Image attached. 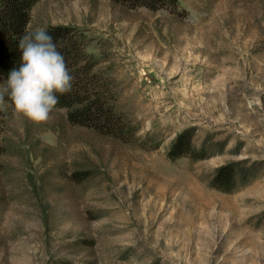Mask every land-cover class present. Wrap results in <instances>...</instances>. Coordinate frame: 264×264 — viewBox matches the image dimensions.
Returning a JSON list of instances; mask_svg holds the SVG:
<instances>
[{"label": "rangeland", "instance_id": "rangeland-1", "mask_svg": "<svg viewBox=\"0 0 264 264\" xmlns=\"http://www.w3.org/2000/svg\"><path fill=\"white\" fill-rule=\"evenodd\" d=\"M57 25L128 134L4 98L0 264H264V0L36 1L27 32ZM182 131L205 158H167ZM226 165L230 192L212 185Z\"/></svg>", "mask_w": 264, "mask_h": 264}, {"label": "trees", "instance_id": "trees-1", "mask_svg": "<svg viewBox=\"0 0 264 264\" xmlns=\"http://www.w3.org/2000/svg\"><path fill=\"white\" fill-rule=\"evenodd\" d=\"M38 0H0V75L7 81L11 70H18L22 65V50L19 42L27 34L29 11ZM131 7L144 5L150 9L176 8L177 0H115ZM46 31L53 36L57 50L65 58L70 75L74 78L71 91L59 94L57 108L67 110L71 124L90 127L102 134H109L121 139L128 134L123 117L117 115L113 107V94L108 82L92 72V67L82 63L84 58L81 46L74 37L73 28L68 26H50ZM4 98H10L7 94ZM174 161L179 157L203 159L202 151L191 147L190 136L182 131L170 145L166 154ZM233 170L229 166L220 167L213 186L220 191H232Z\"/></svg>", "mask_w": 264, "mask_h": 264}, {"label": "clouds", "instance_id": "clouds-1", "mask_svg": "<svg viewBox=\"0 0 264 264\" xmlns=\"http://www.w3.org/2000/svg\"><path fill=\"white\" fill-rule=\"evenodd\" d=\"M22 65L11 70L6 86L0 89V105L7 94L17 112L35 122H46L59 103L57 93L71 91L73 77L54 38L45 29L23 35L19 42Z\"/></svg>", "mask_w": 264, "mask_h": 264}]
</instances>
